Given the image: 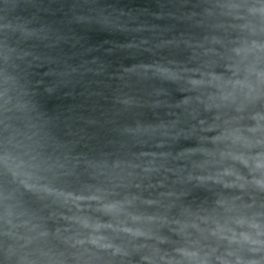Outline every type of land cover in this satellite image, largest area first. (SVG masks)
<instances>
[{
  "label": "water",
  "instance_id": "1",
  "mask_svg": "<svg viewBox=\"0 0 264 264\" xmlns=\"http://www.w3.org/2000/svg\"><path fill=\"white\" fill-rule=\"evenodd\" d=\"M234 2L241 0H0V158L17 156L42 183L64 192L139 184L144 196H155L157 181L176 191L191 188L174 183L182 165L172 157L196 146L203 135L197 120L211 118L196 105L195 118L176 107L179 86L151 66L223 64L205 50L226 55L243 35L223 14ZM5 69L16 78L8 105ZM161 152L171 155L162 159ZM149 161L172 172L162 168L146 178ZM210 199L196 190L186 203L195 209ZM62 213L71 215L54 197L25 190L0 162V264H18L20 255L35 264H101L65 243L76 230Z\"/></svg>",
  "mask_w": 264,
  "mask_h": 264
},
{
  "label": "clouds",
  "instance_id": "2",
  "mask_svg": "<svg viewBox=\"0 0 264 264\" xmlns=\"http://www.w3.org/2000/svg\"><path fill=\"white\" fill-rule=\"evenodd\" d=\"M224 7L223 14L243 35L233 38L226 55L205 50L206 56H219L223 64L208 60L199 66L174 62L151 66L158 78L179 86L182 99L176 107L190 110L195 118L196 105L211 118L197 120L203 135L196 138V146L180 149L172 157L182 165L172 173L180 174L174 183L191 188L176 191L157 181L161 190L155 196H144L139 184L123 190L95 187L86 193L64 192L42 183L17 156L5 152L0 158L25 190L54 197L67 208L71 215L62 213L60 218L73 225L76 234L65 243L79 246L101 264H264V43L259 40L264 33V3L241 0ZM212 43L223 47L218 37ZM5 73L3 95L8 105L9 86L16 78L7 69ZM194 132L195 126L184 139ZM170 155L159 154L162 159ZM162 168L172 172L154 161L142 172L147 178ZM196 190L211 194L207 206L194 209L186 203ZM7 223L17 227L11 220ZM47 235L39 232L41 237ZM7 254L15 255V250ZM17 259L18 264H35L27 255Z\"/></svg>",
  "mask_w": 264,
  "mask_h": 264
}]
</instances>
